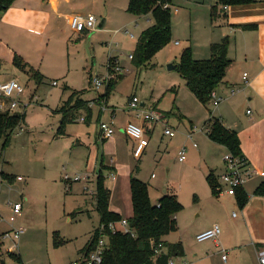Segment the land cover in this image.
<instances>
[{"label":"rangeland","instance_id":"374dc122","mask_svg":"<svg viewBox=\"0 0 264 264\" xmlns=\"http://www.w3.org/2000/svg\"><path fill=\"white\" fill-rule=\"evenodd\" d=\"M213 1L172 0L179 7L176 11L172 3V40L149 64L138 69L129 56L134 54L140 36L153 25V20L128 13L129 0H74L73 11L76 14L83 17L93 15L96 18V31L77 34L65 23L62 29L58 28L55 32V40H52L46 53L45 67L40 71L47 80L37 84L27 75L16 73L15 79L23 88L20 97L13 96L21 108L16 113L26 114L27 119L22 124V131L21 126L15 130L11 144L4 151L0 150V216L3 218L0 226L8 228V219L12 215L9 203L14 205L21 202L23 212L14 224L16 228L25 229L17 242L19 250H16V254H20V262L71 264L78 250L84 247L100 225L95 206L93 210L88 208L90 212L85 208L83 214L78 215L79 210H76V216L70 215L81 203L77 204V201L81 200L85 192L91 197L94 194L92 198L96 205L98 178L102 176L105 187L111 188L113 182L116 186L120 185L118 195L116 192L112 197L115 202L112 205L114 207L121 203L120 216L131 217V203L126 193L132 175L146 182L153 203L162 197L161 194L164 195L165 190L174 193L178 189L182 204V210L176 216L179 229L165 238L166 243L181 237L186 243L189 257L196 253L199 258L210 255L211 264H225L228 258L230 262L235 260V249L215 254L218 249L213 245V240L196 243L190 232L195 225L213 221L216 208L225 217H233L238 210L233 209L234 206L227 201L216 205L204 175L207 156L204 147L208 141L205 127L212 114L210 111L213 112L216 106L213 100L208 106L200 103L185 86L180 73L168 69L169 65L179 64L185 47L191 46L193 55L198 57L208 48V39L215 28V22L210 23ZM107 17L104 28L100 30V22ZM115 62L123 68L124 75H120L122 79L118 80L110 95L111 106L109 101L106 103L102 99L105 88L93 90L89 79L90 72L93 77L106 76L107 65H114ZM53 81H57L58 85H53ZM5 82V79L0 80V83ZM68 87L85 92L75 95ZM134 94L147 106L151 105L154 110L167 116L165 121L156 125L152 135L147 134L150 145L140 160L133 155L132 142L127 143L126 137L118 133L111 138L116 140V137H120L117 144L111 139L101 142L94 138L95 144H90L87 137L79 139V132L83 131L87 133L83 135L95 137L102 120L113 122L116 127L122 123L127 102ZM72 96L75 97L71 106L78 100L91 102L75 110V120L66 124L63 136L55 138L63 118L61 113L55 111L69 102ZM96 98L100 102L94 100ZM24 106H28L26 110ZM103 108L107 110L103 112ZM112 110H115L116 115L113 119ZM100 117L103 118L101 121ZM166 123L175 132L174 138L163 135ZM191 127L190 132H194L193 141L198 144V148H194V142L188 138L190 132L186 133V129ZM78 142L84 144L78 145ZM91 147L99 150L100 158L97 165L94 159L91 160V164L96 165L93 169L95 175H90L87 180L86 174L81 171L85 169ZM183 148L186 149L187 160L182 163L178 155ZM115 154L119 157L114 165L117 180L112 182L109 178L110 168L105 166V162L110 161V157H115ZM102 156L104 166H101ZM3 171L7 175H21L25 181L10 183L9 178L3 179L1 176ZM83 185L87 190L81 192ZM119 199L122 201L119 202ZM10 241H4L6 247ZM3 254L6 264H20L5 251ZM222 256L226 259H222ZM196 262L206 264L198 259Z\"/></svg>","mask_w":264,"mask_h":264},{"label":"crops","instance_id":"0c3cea01","mask_svg":"<svg viewBox=\"0 0 264 264\" xmlns=\"http://www.w3.org/2000/svg\"><path fill=\"white\" fill-rule=\"evenodd\" d=\"M174 1L175 0H173V2ZM215 4L216 0H214L210 6V18L211 8ZM74 5V0H15L9 9H7L6 11L0 10V80L5 79V81H8L15 79L17 72L24 74V76L27 75L22 71H19L14 66L13 62L16 55L22 57L32 68H34L39 73L43 70V68L45 67L47 50L56 37L55 32L58 30V28L62 29L65 23L71 27V18L74 16H81L73 11ZM173 5L178 11L179 7L176 6L175 3H173ZM142 17H148L152 19L151 16ZM103 20L106 24L108 17L103 18ZM210 23H214L213 26H215V28L208 39V48L206 49L204 54L201 55V57H198L194 54V58L196 60L209 59L211 56L210 49L212 44L220 43L223 39L228 38L230 41L228 56L232 61V64L227 71L224 82L215 91L217 97L221 99V102L216 108H214L213 112L210 111V113L212 114L208 119L213 117L219 120L225 128L231 131H235L238 134L241 143V155L248 160L250 166L256 171V173L248 181H246L245 185L243 186V191L248 196V201L243 208L239 206L236 195L230 196L226 193H221L217 196H214L210 188L212 197L216 199V205L223 201H227L228 204L234 206L233 209H237L238 212L236 215L234 214L233 217H225L222 213L219 212L218 208H216V213L213 221L208 224L200 223L199 225H195L194 227H192V231L190 232L192 235H194V239L197 243V236L200 233L213 228V226L215 225H219L221 227L222 233L219 242L213 241V245L218 249L215 254H217L218 252H221V254L224 252H228L229 249H235L236 251L235 260L230 262V259L228 258L225 260V264H259V251L264 250V196H258L255 194V192L262 184H264V0H254L253 3L248 5L229 7L227 11L222 10L220 16L217 17L216 20L212 21L211 18ZM245 26H255L256 29L247 30L244 29ZM74 33L77 32L74 31ZM176 43H178V41ZM188 47L191 46H187L185 47V49ZM244 74H247V81L244 80ZM5 76L6 78H4ZM8 76L12 78L8 79ZM92 76L93 75L90 72V84ZM42 77H44V81L47 80L45 76L42 75ZM29 79L32 80L30 77ZM54 82L57 81H53V85ZM232 89L238 90V92L233 96L231 95ZM71 91L74 92L79 90L71 89ZM133 97L138 98L136 94L132 95L129 98L127 105ZM97 98L100 97L98 96ZM97 98L94 100H97ZM97 101L100 102V100ZM108 101L111 105L112 101ZM139 101L141 108L145 110L154 109L151 105L147 106V104L145 102H142L140 99ZM89 102L91 101L88 100L87 103ZM87 103H85V105H87ZM88 107L90 110V106ZM113 108L115 109V107ZM126 109L127 111L125 112L123 121L122 123L118 124L117 127L113 122H104L113 125L118 135L120 134L121 136L126 137V139L128 140L127 143H129V141L131 140L125 135L124 129L130 122L145 126V128L147 129V134L149 136L152 135L156 126L150 130L148 128V125L144 123L141 118L137 117L136 113L129 111L128 106L126 107ZM102 111L105 112L104 110ZM114 111L115 110H112L110 112L112 115V119L116 116ZM164 116L166 120L167 116ZM102 119L103 118L100 117L99 120L101 121ZM109 119H111V117ZM80 121H82L81 118ZM101 122H103V120ZM22 128L23 126L21 127V131L23 130ZM165 128L166 127H164V130ZM192 128L193 127H191L190 129H186V133L190 132ZM29 130L31 131V129ZM83 133L87 134L86 131H83ZM83 133L79 132V134L81 135L79 139L87 137V140H89L90 144L92 142L95 144L94 138H96L97 141H104L99 128L95 137L85 136L83 135ZM72 138H75V136H73ZM119 139L120 137H116V140L115 138L111 140H114V142L117 144ZM131 142L133 145L132 148L134 150L135 143L133 141ZM82 144L84 143L78 142V145ZM204 148L207 153L205 162L206 174H204L205 179L207 181L208 175L214 172V175L216 176L217 182L219 184L220 176L225 168L223 159L228 150L224 146L211 141L209 137ZM88 156L89 158L85 169L81 171L83 174H86L87 180L90 179V175L92 176L94 174L95 167L100 158L99 150L93 149V147H91ZM93 159L95 160L96 165L91 164V160ZM109 160L110 161L105 162V166L110 168L109 178L113 182L117 180V169L116 167H114V165L118 162L119 157L115 154V157L111 156ZM101 166H104L103 156L101 157ZM81 172L79 173L81 174ZM1 173L3 179H10V183L21 182L18 180L19 177H22L21 175H7L4 173V171ZM71 187L73 188L74 186L71 185ZM110 187L112 189L106 187L111 192L109 206L110 210L118 215H121V203L117 204L114 207L112 205L113 203H115L112 201V197L116 192L118 195L120 185L118 184L116 186V184H114L113 182ZM82 189L83 190L81 192L87 190L84 185ZM167 193L173 195L177 194L176 196L178 197V189H176L174 193H170L169 190H165L164 195ZM126 194L127 197H129V202L131 203L130 207L132 209V214L131 210L129 213L132 217L133 207L130 181L129 189ZM164 195L161 194L162 197ZM93 196L94 194L92 195V197ZM92 197L90 195H86V193L84 192L81 200L77 201V204H79L80 202L81 203L76 206V208L70 213V215L72 214L71 216H76V210H79V215L86 212L85 208H87V212H90V209H88L89 207H91L92 210L94 206L96 208L97 203L96 205H94V200ZM158 200L159 199H157V201ZM121 201L122 200L119 199V202ZM129 218L130 217H127L126 219ZM7 225V229L0 226V264L2 261H4L3 251L10 255L15 254L16 256L20 257V254H16V250H19V244H17L16 248V245H14L12 241H10V245L6 247L5 242L2 239V235L11 230L9 219ZM95 232L89 237L90 239L87 240L84 247L78 250L76 254L77 257L71 262V264L82 255L89 242L93 239ZM168 243L182 244L185 253L184 257L174 258V260L180 264L183 262L187 264H197V259L199 262L201 261L206 264H211L210 255L208 257L199 258V254L196 253L189 257L186 251V243L181 237L179 240ZM73 254H75V252ZM223 257L224 256H222V259ZM21 264H26V261L21 262Z\"/></svg>","mask_w":264,"mask_h":264},{"label":"trees","instance_id":"16d2710c","mask_svg":"<svg viewBox=\"0 0 264 264\" xmlns=\"http://www.w3.org/2000/svg\"><path fill=\"white\" fill-rule=\"evenodd\" d=\"M14 1L0 0V10L6 11ZM253 2L254 0H216V4L211 8L212 21L220 16L225 6L248 5ZM165 3L172 4L173 2L172 0H129L128 13L136 17L151 16L153 19V25L143 31L132 55L133 64L138 69L149 64L158 52L172 40V12L163 7ZM244 29L254 30L256 27L245 26ZM229 46L228 38L223 39L220 43L212 44L211 56L207 60H196L191 47L184 49L180 55V62L176 65V70L180 73L187 88L205 106L209 105L212 94L224 82L232 64L228 56ZM13 64L37 84L44 82V77L19 55L15 56ZM120 79L122 76L108 84L105 93L101 95L104 102H108L115 89L114 86ZM84 92L74 91L75 95ZM74 97L72 96L69 102L55 111L63 116L56 137L63 136L66 124L75 120L74 111L85 107V103L80 100L71 106ZM25 115L11 114L9 111L0 114V150H5L11 144L15 130L19 126L22 127L25 122ZM207 125L211 129L208 134L211 141L224 146L235 156H242L240 139L235 131L225 128L219 120L213 117L209 119ZM207 181L213 195H219L218 182L214 172L208 175ZM130 189L133 215L128 221L136 237L120 232L115 235L108 233L109 242L104 254V264H169L171 259L184 257L182 244H168L164 241L165 237L178 229L176 216L182 210V204L178 197L167 193L157 203H152L148 185L134 175L130 179ZM255 194L264 196V184L257 189ZM236 197L239 206L243 208L248 201L243 187L237 189ZM110 199L111 192L105 187L104 179L100 176L96 191V210L100 216V224L108 225L122 219L120 215L110 210ZM97 236L98 231L96 230L94 238ZM10 256L21 264L20 257L15 254ZM1 264H5V262L2 261Z\"/></svg>","mask_w":264,"mask_h":264},{"label":"built area","instance_id":"2783aa9c","mask_svg":"<svg viewBox=\"0 0 264 264\" xmlns=\"http://www.w3.org/2000/svg\"><path fill=\"white\" fill-rule=\"evenodd\" d=\"M165 9L172 10L173 5L170 3H165L163 5ZM176 10V9H175ZM224 10H228V7H224ZM177 11V10H176ZM97 20L93 15L88 17L83 16H74L71 18V27L77 33L82 32H94L96 31ZM126 32V31H125ZM133 37V36H132ZM129 58L132 60L133 56L130 55ZM112 60L111 58H109ZM109 60V61H110ZM124 74L123 68L114 63V65L109 63L107 65V74L102 78L98 76L91 77V85L92 89L95 91H100L103 87L106 89L108 84L115 80L120 75ZM244 80L247 81V74H244ZM54 85H57V82H54ZM238 92L236 89L231 90V95H235ZM23 94V88L16 79H12L6 81L5 83H0V114L9 111L11 114H15L17 109H21L20 103L13 99L15 95L17 98ZM212 100L214 106H218L221 102V99L217 97L216 93L212 94ZM25 110L28 106H24ZM106 108H103L105 110ZM128 109L130 112L136 113L137 117L141 118L144 123L148 125V128L151 130L157 124L165 121V116L163 113L158 112L154 109L145 110L141 108L140 101L137 97H133L131 101H129ZM164 135L169 138L175 137V132L171 130L167 124L165 125ZM207 131V135L210 133V126L207 125L205 127ZM100 131L103 139H111L116 134V129L113 125L101 122ZM125 135L135 143L133 155L136 159L140 160L144 155L146 149L149 146V137H147V129L145 126L130 122L126 125L124 129ZM188 138L193 141L194 140V132H190L188 134ZM194 148H198V144L193 141ZM178 159L180 162H185L187 160L186 149L183 148L178 155ZM224 164L225 168L222 172L219 184L217 187V191L219 194L226 193L230 196H235L238 188L243 187L255 173L256 171L250 166L248 160L243 156H235L231 152H227L224 156ZM154 177V175H153ZM19 181H24L22 177L18 178ZM78 180V179H77ZM76 180V181H77ZM80 180V179H79ZM9 206L12 210V215L9 218V223L11 225V230L4 233L2 235V239L11 240L17 248V242L20 240L21 236L25 233V230L22 227H15L14 224L17 220L18 216L22 215L23 205L22 203H15L12 205L9 203ZM236 215V214H235ZM3 218L0 216V221ZM98 236L89 242L87 248L82 253V255L75 260L72 264H104V254L108 247V233L115 235L117 233L123 234H131L133 237H136L135 232L131 229L129 225V221L126 218H122L118 222H111L108 225L100 224L97 228ZM222 230L219 225L213 226V228L200 233L197 236L198 242H205L209 240H213L215 242H219ZM158 253L157 250H155ZM223 259H226L224 256ZM259 264H264V250L259 251L258 255ZM169 264H180L176 262L174 259L169 261ZM187 264V263H181Z\"/></svg>","mask_w":264,"mask_h":264},{"label":"water","instance_id":"95a60500","mask_svg":"<svg viewBox=\"0 0 264 264\" xmlns=\"http://www.w3.org/2000/svg\"><path fill=\"white\" fill-rule=\"evenodd\" d=\"M104 24H105V22H104V20H103L102 22H100L98 28H99L100 30H102V29L104 28ZM168 69H169L170 71H172V70H176V66L173 65V64H172V65H169V66H168Z\"/></svg>","mask_w":264,"mask_h":264}]
</instances>
